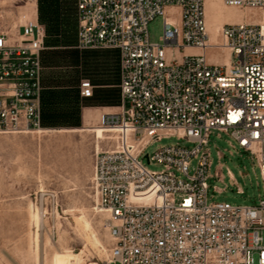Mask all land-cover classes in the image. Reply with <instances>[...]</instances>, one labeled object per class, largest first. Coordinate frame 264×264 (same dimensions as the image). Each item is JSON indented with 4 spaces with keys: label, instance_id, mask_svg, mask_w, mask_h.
<instances>
[{
    "label": "built area",
    "instance_id": "obj_1",
    "mask_svg": "<svg viewBox=\"0 0 264 264\" xmlns=\"http://www.w3.org/2000/svg\"><path fill=\"white\" fill-rule=\"evenodd\" d=\"M222 3L258 10L262 19L223 26L230 59L211 65L204 55V0H76L77 48L119 55V111L102 114L98 124L112 131L115 145L96 153L92 178L111 242L101 264H264V201L238 206L209 197L207 147L214 132L247 152L264 181V0ZM158 18L161 35L151 42L148 26ZM45 39L44 27L32 19L12 35L0 27V134L40 127ZM169 50L202 53L177 60ZM93 90L90 81L80 82L81 98ZM168 138L184 145L146 153ZM214 178L222 182L220 173Z\"/></svg>",
    "mask_w": 264,
    "mask_h": 264
},
{
    "label": "rangeland",
    "instance_id": "obj_2",
    "mask_svg": "<svg viewBox=\"0 0 264 264\" xmlns=\"http://www.w3.org/2000/svg\"><path fill=\"white\" fill-rule=\"evenodd\" d=\"M209 3L214 11L205 5V13L215 20L211 30L225 21L256 25L262 19L258 10H229L221 0ZM35 15L46 33L41 52V122L33 133L0 134V264H76L78 258L80 264H101L111 242L108 216L96 207L92 178L96 153L111 149L115 135L90 131L99 127L101 111H119V56L110 49L77 48L76 0H0V27L9 35ZM161 31L158 18L148 26L150 41L157 42ZM222 43L220 35L216 42L209 37L204 53L208 64L228 63L230 52L221 48ZM200 53L169 50L167 56L180 60ZM83 80L94 85L91 98L79 95ZM176 144L184 145L176 138L162 139L146 153ZM207 149L210 201L238 206L264 201V181L256 162L232 138L214 132ZM195 165L193 160L190 171ZM148 169L159 172L161 167ZM227 171L243 194H237ZM216 172L222 182L214 178ZM261 236L264 246V231Z\"/></svg>",
    "mask_w": 264,
    "mask_h": 264
},
{
    "label": "bare ground",
    "instance_id": "obj_3",
    "mask_svg": "<svg viewBox=\"0 0 264 264\" xmlns=\"http://www.w3.org/2000/svg\"><path fill=\"white\" fill-rule=\"evenodd\" d=\"M222 1V0H221ZM210 0H206V9L207 10H209V12H213L214 11V9L210 6ZM223 4V3H222ZM237 16V15H236ZM213 17V16H212ZM218 17V16H217ZM222 17V16H221ZM1 18V17H0ZM25 18H31V17H23V19H25ZM227 18H229V17H227ZM205 20H206V29H207V34L209 35V37L211 38V40H213V42H216L217 41V38H218V36L220 35V33H221V31H222V28H223V25H227V24H223V25H217V28H216V30H211V25H213L214 23H213V21L215 22V20L214 19H211V18H207V15H206V13H205ZM261 23V20L259 21V23L258 24H260ZM239 24H242V22L241 23H239ZM223 45H221V48H223V49H226L225 47H222ZM223 62L224 63H227V59H223ZM93 130L91 131V132H94V133H97V134H99V133H108V134H112V131H109V130H104V129H101V128H99V127H95V128H92ZM110 132V133H109ZM30 133H33V132H30ZM99 151V150H98ZM87 225V224H86ZM94 243L96 244V245H99V242L94 238ZM76 264H80V259L78 258L77 260H76Z\"/></svg>",
    "mask_w": 264,
    "mask_h": 264
},
{
    "label": "crops",
    "instance_id": "obj_4",
    "mask_svg": "<svg viewBox=\"0 0 264 264\" xmlns=\"http://www.w3.org/2000/svg\"><path fill=\"white\" fill-rule=\"evenodd\" d=\"M205 5H206V0H204V8H205ZM222 8V7H221ZM226 9H229V10H234L233 8H226ZM169 11H170V9H168ZM207 15V14H206ZM32 20H35V21H37L40 25H41V23L38 21V18H37V15H35V18H32ZM225 23H227L226 21L225 22H222V24L221 25H223V24H225ZM218 25V24H217ZM219 25H220V23H219ZM211 26H213V25H211ZM45 42H46V39H45ZM117 52V51H116ZM117 54H118V52H117ZM119 56V55H118ZM228 61V60H227ZM91 84L93 85V83L91 82ZM93 87H94V85H93ZM93 92H94V90H93ZM106 113H112V112H106V111H101L100 112V116L102 115V114H106ZM82 131V130H81ZM91 132V131H90Z\"/></svg>",
    "mask_w": 264,
    "mask_h": 264
}]
</instances>
